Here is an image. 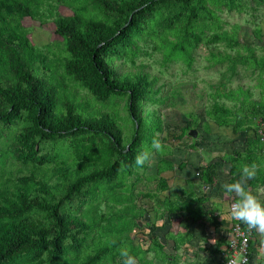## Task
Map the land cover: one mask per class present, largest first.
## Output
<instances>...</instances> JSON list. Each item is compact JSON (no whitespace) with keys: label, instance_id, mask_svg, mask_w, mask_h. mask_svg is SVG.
<instances>
[{"label":"trees","instance_id":"obj_1","mask_svg":"<svg viewBox=\"0 0 264 264\" xmlns=\"http://www.w3.org/2000/svg\"><path fill=\"white\" fill-rule=\"evenodd\" d=\"M61 5L75 14L61 16ZM259 10L264 11V0H0V264H68L67 251L84 257L82 264H122L121 247L133 251L136 264H154L148 254L155 247L134 243L131 234L142 215L128 179L138 178L146 164L137 166L136 156L144 146L153 149L164 130L157 107H150L164 100L157 76L138 61L160 51L163 66L182 62L187 73L205 45L210 67L224 68L223 81L236 80L243 71L258 73L264 82V52L241 42L238 30L229 32L220 14ZM25 17L53 19L62 39L34 44ZM254 29L262 36L259 22ZM53 69L60 85L49 77ZM67 80L88 92L73 93ZM241 86L219 95L238 100L237 106L214 100L224 110L209 114L217 125L232 128V141L246 133V148L221 158L230 180L239 177L242 165L254 163L257 174L247 185L260 187L264 96L252 101L251 90ZM117 98L126 99L131 138L116 115L96 106ZM198 119L183 131L197 127ZM175 166L161 156L158 170ZM215 167H199L203 183H213ZM158 182L155 192L143 196L154 200L167 190V178ZM167 206L168 213L179 210L166 200ZM155 216L163 219L165 213Z\"/></svg>","mask_w":264,"mask_h":264},{"label":"rangeland","instance_id":"obj_2","mask_svg":"<svg viewBox=\"0 0 264 264\" xmlns=\"http://www.w3.org/2000/svg\"><path fill=\"white\" fill-rule=\"evenodd\" d=\"M59 12L64 17L75 14L74 10L66 5L59 6ZM220 14L227 21L225 28L229 32H233V29L238 30L237 37L241 42L252 46L257 54H263V10H259L258 12L250 11L248 14H241L235 11H223ZM22 22L24 26L30 29L29 37L36 45L44 46L50 43L54 45L56 40L62 39L56 32V25L53 19H48L44 23H41L39 20L25 17ZM255 22H259L261 26L262 36L260 37L256 36L254 29ZM220 46L222 50L226 49L224 44ZM162 57L163 55L160 51H153L151 56L141 58L138 61V64L144 63L146 65L145 69L149 72L150 76H157L156 87H161L159 95L164 100L157 105L152 104L150 106L157 107L158 113L163 120L164 130L158 135L160 136L159 141L164 145V151L159 154L160 151H157L155 148L151 149L149 151L150 158L145 162L146 167L138 170V178L135 174V176L128 179V183L133 182L135 185L136 202L139 205L138 210L142 215L139 219L140 226L131 234L134 237V243L139 245L143 244L144 246L151 244V231L155 227L154 223H160L158 220L160 218L155 216L153 210L156 206H162L163 199H160L161 204H155L150 198L143 196V194L157 190L159 177L167 178L173 183V186L181 185L189 178L201 180L200 176L197 177V172L201 173L199 167L207 166L209 163H215L218 166L214 174L216 181L222 182L231 179L227 163L224 160L221 161V158L234 154V150L240 151L246 148V133L242 139L232 141L236 137L232 128L219 126L215 123L209 113L223 112L224 107H234L240 103L238 100H225V98L219 97V95H222L230 89L238 88L242 84L241 87L251 90L252 101H256L264 96L262 92V85L264 83L262 80L263 76L259 77L258 73L248 76L249 72L242 71L238 79L223 81L221 72L224 68H220L219 66L210 67V48L205 45H202L197 50L193 66L191 69L188 68L187 73H183L187 67L182 62H173L174 64L172 65L167 66L166 64L163 66L161 64ZM132 69L134 68L132 67ZM62 71L63 69L60 68L59 72ZM49 75V77H52L59 84L54 69L49 72ZM66 84L73 93L78 91L80 95L84 96L88 92L74 85L70 80H67ZM84 98L91 100L90 96ZM214 100L225 102L219 105H224V107L215 106ZM115 101L102 105L93 104L102 107L103 111L109 112L113 116L116 115L121 120L125 133L131 138L133 135V121L129 118L126 99L117 98ZM247 105L249 106V111L254 110L253 103L251 104L247 101ZM91 107H94V105H91ZM92 110H90L89 114L94 113ZM195 116L199 117V125L193 127L197 131V136H192L190 131L184 132L183 130L193 122ZM261 130V134L263 133L262 136H264V129L262 128ZM254 133V131H250L251 136ZM143 148H146V151L148 149L146 146ZM161 156H164L166 159H171L176 164L175 168L168 170V172H160L158 167ZM183 164L185 167L180 168V165L182 166ZM210 184L212 185V183ZM159 194L161 197L165 196L163 192ZM258 195L264 198V191L260 190ZM229 198L230 202H232L234 196L231 194ZM177 201L182 205H188L190 203L183 197ZM105 241L108 240H104L103 244H105ZM153 256L155 257L152 261L155 264L160 259V255L152 253L151 258ZM63 257L66 258L68 264H82L84 262V257H78L73 251H67Z\"/></svg>","mask_w":264,"mask_h":264},{"label":"crops","instance_id":"obj_3","mask_svg":"<svg viewBox=\"0 0 264 264\" xmlns=\"http://www.w3.org/2000/svg\"><path fill=\"white\" fill-rule=\"evenodd\" d=\"M192 179L176 186L167 179V190L163 191L165 196L159 194L152 200L161 204L162 198V206H156L153 213H165L163 219L159 217L160 223H154L151 231V245L155 248L148 257L154 259L155 256L151 258L152 253L159 254L160 259L155 264H220L224 259L230 228L235 222L229 213L231 194L222 188L225 181H216L215 177L212 185L206 183L211 185L207 192L202 190L203 180ZM257 185L248 187L253 192L264 191V185ZM182 197L190 202L189 205L178 203L177 200ZM166 200L167 205H173L172 209L179 208L177 213H168ZM251 264H264V232L256 231L252 241Z\"/></svg>","mask_w":264,"mask_h":264},{"label":"clouds","instance_id":"obj_4","mask_svg":"<svg viewBox=\"0 0 264 264\" xmlns=\"http://www.w3.org/2000/svg\"><path fill=\"white\" fill-rule=\"evenodd\" d=\"M152 147L157 151H164V145L159 140H153ZM149 158L150 152L143 151L136 156L135 164L143 166ZM256 174V164H244L241 166L239 177L231 181H225L222 188L226 193L234 196L229 207L230 217L234 221L244 224L249 231L264 232V198L258 195L257 192L251 191L247 185L248 179ZM199 176L197 175V177ZM118 251L122 258V264H136V256L129 247H121Z\"/></svg>","mask_w":264,"mask_h":264},{"label":"built area","instance_id":"obj_5","mask_svg":"<svg viewBox=\"0 0 264 264\" xmlns=\"http://www.w3.org/2000/svg\"><path fill=\"white\" fill-rule=\"evenodd\" d=\"M200 175V172H197ZM210 184H203L202 190L209 191ZM229 244L223 252V260L220 264H249L252 261L251 242L255 237L256 231H249L246 226L235 221L230 228Z\"/></svg>","mask_w":264,"mask_h":264},{"label":"water","instance_id":"obj_6","mask_svg":"<svg viewBox=\"0 0 264 264\" xmlns=\"http://www.w3.org/2000/svg\"><path fill=\"white\" fill-rule=\"evenodd\" d=\"M190 134H191L192 136H197V131H196L195 129H192V130L190 131Z\"/></svg>","mask_w":264,"mask_h":264}]
</instances>
